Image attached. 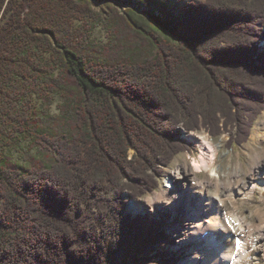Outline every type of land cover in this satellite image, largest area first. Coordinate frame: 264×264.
<instances>
[{"label": "trees", "instance_id": "obj_1", "mask_svg": "<svg viewBox=\"0 0 264 264\" xmlns=\"http://www.w3.org/2000/svg\"><path fill=\"white\" fill-rule=\"evenodd\" d=\"M121 1L0 0V264H177L129 200L191 151L179 126L229 127L238 146L264 110V0H192L179 17L123 0L163 39Z\"/></svg>", "mask_w": 264, "mask_h": 264}, {"label": "rangeland", "instance_id": "obj_2", "mask_svg": "<svg viewBox=\"0 0 264 264\" xmlns=\"http://www.w3.org/2000/svg\"><path fill=\"white\" fill-rule=\"evenodd\" d=\"M190 1L192 0H155L154 1L155 5L153 7H155L156 9L166 8V10H168L173 16L179 17L181 15V7L185 6ZM115 5H116V8L120 12H123L126 9L131 8V7H133L134 9H137L131 3L127 5L125 2H123V0L120 3H116ZM94 9L97 11L98 7L94 6ZM136 13L138 15L135 17V19H137L138 24L141 26L142 29H144V31L148 33H152L161 39L166 37L161 29L153 25L154 21L151 19V14H153V10L148 9L147 7L141 6L140 8L136 10ZM261 31L264 34V27L261 28ZM95 36L103 37L104 32L100 29H96ZM257 49L259 50L261 54H264V37H262L260 41L257 43ZM263 112L264 110L260 113V115L257 117L255 122L253 123L249 136L247 138V141L238 146L235 144L231 147L227 146V143L229 142L230 138L234 136V133H235L234 129H231L229 127L227 128L226 131H223L217 137L211 136L203 128H200L198 131H193L192 133L188 135H183L182 139L186 141L187 144L190 145L189 150L191 151L184 152V153L177 155L167 167L161 168L162 173L157 177L156 190L146 193L142 198H139L137 200H129L130 202L127 205L126 213H131V214L134 213L133 215H136V216L137 215H140V216L148 215V218L150 221H154V220L157 221V223L159 224V227H158L159 229L160 227L163 228L165 224L170 223L171 227L173 228L175 227L174 229L176 232L179 230L178 232V236H179L182 233V230L186 228L185 227L186 225L189 226L190 224L197 221V219L194 218L195 211H196V206H195L196 198L194 195L192 204H190V208L188 210H182L184 209L183 199L187 197L186 192L189 190V187L187 186L188 183L184 184V181L177 180V186H175V189L177 188V191H176V196L174 197H168L169 194L166 193L164 184L167 183L166 181L167 178H170L172 180L173 178H176L178 176V171H181L185 167V165L193 166V163H194L193 159L194 157H196L200 168H196L195 173H187V175L185 176L187 182H189V180L191 179L190 175L193 174L194 176H196V180L201 184V186L205 188V191L214 193L217 191V188H215V186L218 187V189L220 190L223 189L224 192H225V189L229 187L232 188L233 190L232 195L229 197L230 199L229 198L224 199L220 197V199L225 204L223 207H221V210H216L217 214L220 215L219 217L220 224L225 228L228 223L227 221L228 217H224V212H225L228 215L234 214L236 215L237 218L239 217L244 218V220H246V223L251 224V226H257L259 224L257 214L264 215V190H262L261 192L258 189L261 187L259 183L262 181H263L262 183H264V180L257 179V177L254 176L253 181H249L248 183L246 182L247 185L250 186L248 190H243L241 188L242 186L245 187L244 183L242 184L239 183L240 185L238 186L237 189H235V186L237 185V183H234L232 181L236 177L233 174V171L236 165L242 164L246 168L247 160H248L247 156H249V154L252 156L260 155V153L264 151V121H263L264 119L262 116ZM221 123L222 121H220V124H219L220 127H222ZM254 130H260L262 137L257 140L256 144L254 145V153L251 154L250 152H248L247 148L245 147L249 143L250 137L252 133L254 132ZM201 137H204L206 141H203ZM132 153L133 151L130 150L128 155L131 156ZM208 162H210V164L212 165L211 170L214 171V173H210L208 171V167H207ZM216 180H219V181H216ZM228 180H230L231 182H229ZM242 180H249V176L243 175ZM250 189H252V191L249 194ZM239 190L243 192H239ZM258 190L260 191V193ZM161 192L166 193V197H164L165 202L160 203V204L158 203V205H160L159 210H155L153 213L152 210L147 209L148 208L147 204L145 205L146 199L149 198L151 195L161 193ZM205 195L206 194L204 193L203 198L206 197ZM123 198L127 199V196L124 195ZM135 202L142 204V207L141 206L140 207L142 209L146 208V211H143L142 209H139V211L131 210V208H133L131 207V205ZM230 202L234 203L238 210H234V207L232 203ZM167 206L170 208V210H166ZM147 210H149L150 213H147ZM191 211L194 212L193 215ZM203 212L204 211L200 209V213H203ZM183 213L184 214L186 213V217L181 215ZM164 219L168 222L167 223L164 222ZM243 227L245 228V224L244 226L242 225V228L240 227V229L242 230ZM230 228L232 229L231 225H230ZM249 231L251 230L243 229L242 231V234L244 236V241H243L244 246H245L244 249L246 248L245 253L247 255L249 253V257H250V258H247L248 263H243V264H249V263L250 264H264V252H263L264 249L262 248V246L264 245L263 244L264 239L262 237L258 241H253L252 237L250 238ZM251 234L255 235L253 237H257L258 233L253 230ZM178 236L177 238H174L173 236L170 235V237L168 238L174 241V244L171 245V247H167L169 255L170 254L175 255V257H177L176 261L178 262V264H193L195 259H198V260L194 264H202L201 261L203 259L201 260V257L197 256L196 252L199 251L198 253L203 254L205 252L207 243L205 242V244H201V243L197 244L193 241V240L200 239V238H197L193 240H188L187 242H184L183 244H181ZM234 238L235 236L233 235V236H230V238L226 240V246H227V249L230 250L231 252V257L234 252ZM245 238L249 240L247 241V239ZM190 248H192L195 251L194 252L191 251ZM188 249H189L188 251L189 256L185 257L184 252ZM191 256L195 257V259L192 260Z\"/></svg>", "mask_w": 264, "mask_h": 264}, {"label": "bare ground", "instance_id": "obj_3", "mask_svg": "<svg viewBox=\"0 0 264 264\" xmlns=\"http://www.w3.org/2000/svg\"><path fill=\"white\" fill-rule=\"evenodd\" d=\"M262 116L264 119V112H263ZM261 125H263V124H261ZM177 132L179 133L181 138L183 137V135H188V134L192 133V132L186 133L183 130L182 126H179L177 128ZM261 137H262V135H261L260 130H254V132L252 133V135L250 137L249 143L245 147V148H247L248 152H250L251 154L254 153V145L256 144L257 140L260 139ZM201 139L203 141H206L204 137H201ZM255 150H256V148H255ZM247 157H248L247 167H246L247 169L242 164H238L234 168L233 174L236 177L232 182L237 183V185L235 186V189H237L240 184L244 183L245 187L242 186L241 188L243 190H248L250 186H248L247 183L249 181H253L254 176H256L257 179H263L264 180V151H262L260 153V155L252 156L249 154V156H247ZM193 160H194L193 166H191V165L186 166L185 165V167L181 171H178V176L176 178H173V180L170 178H167L166 179L167 183L164 184V187L166 189V193L169 194L168 197H174V196H176V191H177V188L175 189V186H177V180L184 181V184L188 183L187 186L189 187V190L186 192L187 197L183 199L184 209H182V210H188L190 208V204H192L193 196L195 195L196 211H195L194 218L197 219V221L190 224L189 226L186 225L185 226L186 228L182 230V233L179 236H178L179 230L176 232L174 229L175 227L174 228L171 227V224H170V227L172 229H166L165 234L168 236L171 235L174 238H177V236H178L181 244H183L184 242H187L188 240L201 238L203 236L204 241L206 240L205 242L207 243L206 248H205V252L203 254L196 253L197 256H200L203 259L201 261L202 264H243V263H248L247 262L248 261L247 254L244 252H243L242 257L240 259H236V258L231 257V252H230V250L227 249V246H226V240L228 238H230V236H233V235L235 237L241 236V232L243 231V229L251 230V231H249L250 232V238L252 237L253 241H258L262 237L264 239V215H262V214L258 215L257 214L258 222H259V224L257 226H251V224L246 223V220H244V218L239 217L238 218L239 224L237 223L238 227L240 225L242 228V225L244 226V224H245V228L243 227L242 230H240V229L232 230L230 228L231 224H230V220H229L230 217L229 216H232L235 219L236 215H234V214L228 215L224 212V217H228V219H227L228 223H227L226 227L224 228L219 222L220 215L217 214L216 210H221V207H223L225 205L224 202L220 199V197L224 198V199L225 198L228 199L232 195L233 190H232V188L229 187V188H226L225 192H224L223 189L220 190V189H218V187L215 186V188H217L216 192L211 193L209 191H205V188H203L201 186V184L196 180V176H194L193 174L190 175L191 179L189 180V182H187L186 178H185L187 173H195L196 168H200L199 163L197 161V158L194 157ZM207 167H208V171L210 173H214V171L211 170L212 165L210 164V162L207 163ZM243 175H248L249 180H242ZM173 177H175V176H173ZM238 177H240V178H238ZM230 180H228V181L231 182ZM216 181H219V180H216ZM262 182L259 183L261 187L258 188L261 192H262V190H264V183H262ZM218 186H220V185H218ZM221 191H223V192H221ZM251 191H252V189H250L249 194L251 193ZM260 191H259V193H260ZM239 192H243V191L239 190ZM166 193H164V192L157 193V194L151 195L149 198H147L146 203H145V205L147 204V207H148L147 209L152 210L153 213L155 210H159L160 205H158V203L160 204V203L165 202L164 197H166ZM204 193L206 194L205 198H203ZM230 203H232V202H230ZM232 205L234 207V210H238L234 203H232ZM140 206L142 207V204L136 203V202L131 205V207H133V209L138 210V211H139V209H142ZM144 209L146 211V208H144ZM200 209H202V211H204V212L200 213ZM149 210H147L148 213H150ZM166 210H170V208L167 206ZM191 213H192V215L194 214V212H192V211H191ZM181 215L186 217V213L185 214L183 213ZM253 230L258 233L257 237H253L255 235L251 234V232ZM168 231H170V232H168ZM243 239H244V236L241 237V240H243ZM245 239H247V238H245ZM248 240L249 239H247V241ZM242 243H243V241L240 242V244H242ZM252 245H254V244H252ZM262 248L264 249V245L262 246ZM190 250L193 252L195 251L192 248H190ZM188 251H189V249L184 252L185 257L189 256ZM191 257H192V260L195 259V257H193V256H191ZM197 260L198 259H195L194 262L192 261L193 264L196 263Z\"/></svg>", "mask_w": 264, "mask_h": 264}]
</instances>
